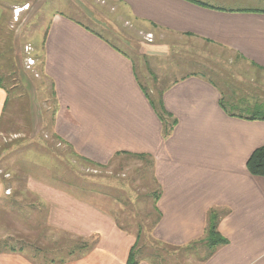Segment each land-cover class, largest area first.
<instances>
[{"label":"crops","instance_id":"1","mask_svg":"<svg viewBox=\"0 0 264 264\" xmlns=\"http://www.w3.org/2000/svg\"><path fill=\"white\" fill-rule=\"evenodd\" d=\"M103 1L125 22L143 27L150 41L155 40L154 47L149 45L155 55L170 53L168 45L160 43L170 38L230 56V73L221 70L224 90L195 73L167 85L159 96L176 125L163 139L161 123L138 85L131 58L68 14L52 12L42 31V58L35 68L55 95L53 133L78 156L100 166L122 152L152 160L159 213L153 233L158 241L177 247L197 242L204 236L208 211L215 208L226 212L217 229L227 243L201 264H264V177L246 169L251 153L264 146V120L249 119L264 113V95L237 91L251 70L264 78V0ZM2 16L0 6V22ZM225 91L233 92L226 96ZM6 99L0 87V122ZM226 104L250 114L229 111ZM60 194L65 200L57 198L63 215L58 228L82 237L98 233V256L108 258H67L56 264H126L130 236L111 219L92 223V215L101 214L96 204L84 205ZM45 197L54 207L51 193ZM104 237L113 244H104ZM35 259L7 256L0 264H40ZM138 264L152 263L142 259Z\"/></svg>","mask_w":264,"mask_h":264},{"label":"rangeland","instance_id":"2","mask_svg":"<svg viewBox=\"0 0 264 264\" xmlns=\"http://www.w3.org/2000/svg\"><path fill=\"white\" fill-rule=\"evenodd\" d=\"M0 6L3 10L0 80L4 90H8L0 122V258L17 255L36 258L40 264H56L67 258H108L102 253L98 256V233L82 237L58 228L63 215L57 198L63 202L64 196L60 194L63 193L70 199H80L84 205L91 203L100 207L101 214H93L92 223L111 219L118 230L130 236V247L138 235L137 245L150 263L201 264L208 254L202 242L177 247L164 244L154 236L158 185L150 158L138 160L121 154L98 166L54 138L53 89L35 67L42 58V31L52 12L81 20L126 53L140 84L154 102L167 85L191 73L212 80L224 90L221 70L227 68L223 72L230 73L227 66L230 56L197 42L170 38L160 41L168 45L170 53L155 55L151 49L155 40L151 42L152 38H146L143 27L125 22L123 16L103 0H0ZM16 8H24L17 17ZM28 57L34 60L31 67H27ZM250 73L237 91L259 98L260 94L264 95L261 83L264 78L253 70ZM231 92L225 91V95ZM235 92L232 96L239 99ZM227 109L250 114L242 107L233 109L227 105ZM50 193L54 207L45 197ZM104 238V244L106 241L107 245L113 244Z\"/></svg>","mask_w":264,"mask_h":264},{"label":"trees","instance_id":"3","mask_svg":"<svg viewBox=\"0 0 264 264\" xmlns=\"http://www.w3.org/2000/svg\"><path fill=\"white\" fill-rule=\"evenodd\" d=\"M68 16H70V15H68ZM75 20L78 24L83 26L87 31H89L92 34L96 35L97 37L101 38L107 44H109L112 48L116 49L117 51H119L121 53V50L118 47L114 46L106 37H104V35H102L101 32H96L92 28L84 25L83 22L79 19H75ZM136 78H137V76H136ZM137 80H138V78H137ZM138 85L140 86L142 92L144 93V95L148 99L152 109L156 113V116L158 117V119L161 123L162 138L167 139L171 135V133H172V131L176 125V119L165 110L160 96L158 97V100L156 101L157 102L156 103L147 94L145 88H143V86L140 84L139 80H138ZM0 87L3 88L1 80H0ZM6 94L8 96V90L6 91ZM54 97H55V95H54ZM55 112H56V109L54 110V115H55ZM249 119L250 120H256V119L264 120V113L261 114V116L259 118L252 117ZM54 138L58 141H61V139L55 134H54ZM63 144H65V143H63ZM121 154L133 156L134 158H136L138 160H143L145 158L142 155H131V154H128L126 152L118 153L116 155L118 156ZM84 160H86L90 163H93L87 159H84ZM98 166H100V165H98ZM246 169L250 175L264 177V146L254 150L251 153V155L249 156V158L246 161ZM157 198H158V194L156 195V200H157ZM157 214H158V220H159V213L157 212ZM225 214H226V212H221L215 208L210 209L207 213V220H206V227L204 230V236L200 240L197 241V242H202L203 244H205L206 248L208 249V254L206 255L205 258H208L213 253V251L215 250V248L217 246L224 245L227 243V240L221 236V234L218 232V229H217L220 219ZM138 240H139V236L137 235L135 238V243L130 247V249L128 251L126 264H138L140 260L148 259V258H145L142 256V248H139L137 245ZM193 243H196V242H192V244ZM21 250H22V248H21Z\"/></svg>","mask_w":264,"mask_h":264},{"label":"built area","instance_id":"4","mask_svg":"<svg viewBox=\"0 0 264 264\" xmlns=\"http://www.w3.org/2000/svg\"><path fill=\"white\" fill-rule=\"evenodd\" d=\"M24 8H16L15 9V13H16V17L18 15V13H20L21 11H23ZM147 39L150 40V35L147 36ZM26 62H27V67H31L34 65V60L30 57L26 58Z\"/></svg>","mask_w":264,"mask_h":264}]
</instances>
